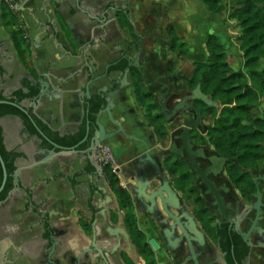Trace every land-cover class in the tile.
I'll list each match as a JSON object with an SVG mask.
<instances>
[{
    "label": "crops",
    "instance_id": "obj_1",
    "mask_svg": "<svg viewBox=\"0 0 264 264\" xmlns=\"http://www.w3.org/2000/svg\"><path fill=\"white\" fill-rule=\"evenodd\" d=\"M3 1L0 0V8ZM15 9L27 31L38 82L44 80L50 86L46 95L40 94L36 102L27 101L23 106L33 108L36 116L53 122L68 117L71 102H81L79 97L86 93L89 80H96L88 87L92 95L101 89H113L109 78L119 79L121 71L112 68L133 41L145 45L166 42L172 30L189 47L198 46L204 61L208 57L204 45L210 35H215L227 55L231 54L227 47L232 38L229 33H232L233 20L228 14L225 18V11L210 12L200 0H17ZM119 11L128 13L133 36L127 27L120 26ZM0 56L1 67L11 78V82L0 78V94L8 99L21 88L28 73L2 23ZM139 64L143 67V56ZM114 101L118 108L113 111L114 117L126 122L125 128L134 125L148 130L131 88L115 95ZM102 121L106 122L107 132L113 130L107 116ZM107 145L117 149L115 139ZM93 171L88 155H59L39 167L22 170L23 190L15 191L12 202L0 205V240L4 236L1 227L7 224L3 231L14 234L9 237L11 242L16 240L25 255H34L36 249V264H50L48 256L53 262L69 264L71 257L80 258L81 251L92 247L94 228L96 246L109 252L105 253L109 264H145L135 246L133 249L128 246L122 233L126 229L125 213L120 211L106 183ZM128 181L124 179L122 183ZM28 189L32 190L36 203L35 218L26 208L28 199L24 191ZM135 211L140 230L150 238L149 218L138 208ZM82 223L88 225L87 230ZM53 229L57 232L55 248L50 240ZM106 239H112L111 243ZM117 242L120 245L115 248ZM154 254L157 264H170L163 251L157 250ZM98 257L91 256L88 264H98Z\"/></svg>",
    "mask_w": 264,
    "mask_h": 264
},
{
    "label": "flooded vegetation",
    "instance_id": "obj_2",
    "mask_svg": "<svg viewBox=\"0 0 264 264\" xmlns=\"http://www.w3.org/2000/svg\"><path fill=\"white\" fill-rule=\"evenodd\" d=\"M172 32V30L169 31L166 42L145 45L133 41L127 46L126 54L118 58V63L133 58L139 64L140 56H143L144 65L140 66L142 73L134 69L140 73L144 90L150 96L149 105L155 108L152 112L145 113L148 116L147 119L144 111L136 102L138 109L143 113L148 130L132 125L130 129L125 128L124 135L120 134L115 138L117 149L113 150L108 146V141L101 146H107L111 151L115 166L112 168L113 172L118 176L121 186L130 194L134 213L139 195L136 191L139 178L148 180L146 190L148 195L159 186H164L165 182L173 189L180 204L195 218L199 229L206 237V246L194 247L198 264H264V159L256 168L239 167L241 173L247 175L255 187V191L247 198L235 186L229 172L230 167L238 166V161L219 153L210 142L209 132L214 122L205 114L204 106L209 107L199 100H186L187 104L193 106V112L199 113L201 118L199 122L186 107L176 111V106L190 98L198 85L201 88L200 83L195 85L193 82V71L196 63H203L207 58L202 62L190 58L189 46L181 40L180 42L186 44L188 48V55L180 56L177 52H173L170 49ZM220 109L221 105L216 110ZM149 114L151 118L162 117L167 134L165 141H161L156 135L154 124L149 120ZM121 122L126 125L123 120ZM221 157L229 161L221 165ZM18 159L15 163L16 171ZM98 167L99 169L94 168L93 173H96L111 190L104 177L103 167L99 165ZM141 167L144 169L139 172ZM15 173L13 189L6 199L0 202V205L5 203L16 190H23L20 182L21 176H19L20 187L16 188L14 185ZM124 179L129 180L127 184L122 183ZM258 190H260V198L255 197ZM24 194L28 199L26 208L31 210L30 216L35 218L36 203L33 201V192L28 189L24 191ZM142 201L148 203L146 198H142ZM202 207L207 210L209 219L212 218L210 226L217 228L213 233L206 227V220L203 221L198 215ZM138 210L144 217L149 218L147 226L151 235H154V232L158 233L159 236L155 239L158 243V250L163 251L170 264H196L186 243H182L173 251L168 248L162 230H170L173 222L167 216L162 215L164 221L160 228L149 216L146 208L141 207ZM4 214L7 212L4 211ZM6 227L7 224L1 227L4 236L0 240V264H36V249L34 255H25L24 250L18 248L16 240L11 242L9 237L14 234H7L3 231ZM173 236L181 238L178 227L175 228ZM15 238H18L17 233H15ZM97 263L103 264L99 259Z\"/></svg>",
    "mask_w": 264,
    "mask_h": 264
},
{
    "label": "trees",
    "instance_id": "obj_3",
    "mask_svg": "<svg viewBox=\"0 0 264 264\" xmlns=\"http://www.w3.org/2000/svg\"><path fill=\"white\" fill-rule=\"evenodd\" d=\"M200 1L210 12L215 14L225 9L222 5L224 0ZM236 1L244 6L238 10H230L229 18L237 20L242 30L241 36L237 40L243 53V69L236 71L232 68L228 61L229 55H227L221 40L215 35H210L206 41L207 60L195 64L193 82L195 85L200 83L202 92L221 105L220 110L209 109L204 106L206 108L205 114L214 122L209 132V139L219 153L238 161V166L230 167L229 172L235 186L249 198V195L255 191V187L250 178L241 173L239 167L256 168L264 159L261 145L264 141V109L260 110L261 99H264V0ZM16 6L17 0H4L1 3L0 23L7 28L20 63L28 73V78L22 81L21 88L15 91L10 98L7 99L0 94V101L9 102L0 104V120L6 116L18 117L31 135H40L42 132L50 142L58 146L76 147L78 150L87 151L92 144L95 116L101 110L103 101L99 99L91 101L87 116V122L90 123V133L88 139L82 144L81 142L87 134V124L78 134L59 136L42 123L35 115L33 108L23 106L27 101L36 102L38 100L41 94V85L32 64L27 31L19 12L15 9ZM127 15V12L119 11L118 22L121 27H127L133 36L132 26ZM171 37L170 49L180 56H187L189 51L186 44L180 42L175 32H172ZM127 67V61L124 60L112 69L124 71ZM3 74L4 70L0 66V75ZM130 78L139 107L144 111V114L152 112L155 107L149 105L150 96L144 90L138 70L131 68ZM20 107H23L24 110ZM145 117L148 119L146 114ZM150 118L149 114V120L154 124L156 135L161 141H165L167 134L162 117ZM49 141L44 139L43 146L51 151H59ZM0 155L8 175L4 190L0 194V202H2L13 189L15 163L21 155L5 149L1 126ZM103 173L117 199L120 210L125 212L124 225L139 256L143 258L145 264H157L147 235L138 226L130 194L121 186L118 176L113 172L110 165L103 167ZM2 181L3 170L0 164V186ZM198 215L203 221L206 220V227L211 233L217 230V228L210 226L212 218L209 219L207 210L202 207ZM82 227L88 229V225L85 223H82Z\"/></svg>",
    "mask_w": 264,
    "mask_h": 264
},
{
    "label": "water",
    "instance_id": "obj_4",
    "mask_svg": "<svg viewBox=\"0 0 264 264\" xmlns=\"http://www.w3.org/2000/svg\"><path fill=\"white\" fill-rule=\"evenodd\" d=\"M127 61L128 67L120 72V78L119 79H111L109 78L110 84L113 86V89L111 91H108L106 89H101L97 91L96 94L92 95L90 93V89L88 88L90 85H92L96 80L91 79L87 82V88L86 93L84 96H80L81 102H71L70 109H69V115L66 119H64L61 122H53L41 117H38L44 125H46L52 132L57 133L59 136H66V135H75L80 132V130L87 124V134L84 140L81 142L84 143L89 136L90 133V123L87 122V116L89 115V107L91 105V101L93 99H99L100 101H103V104L101 105V110L98 112V114L95 116V122H94V133L92 138V144L90 146V149L87 151L78 150L76 147L73 148H64L61 146L56 145L55 143L50 142L42 132H40V135H31L28 133V131L25 129L24 123L22 120L15 116H6L3 117L0 120V126L2 129V135H3V142L5 149L9 152H17L21 156L18 159L17 163V171L15 173V182L14 185L16 188L20 187L19 183V176L20 171L27 170L35 167H39L46 162L50 161L56 156L59 155H88L89 160L91 161L94 168L99 169L98 165L96 164L94 154L97 151L98 147L103 145L106 141L115 139L120 134H125V124L119 122L114 117V110H117V105L114 101V96L118 94H122L125 89H132L133 84L130 78V72L131 68H136L142 73V68L140 65L133 59L128 58L125 59ZM0 66H1V56H0ZM0 78L3 81L11 82V78L9 75V72L4 71L3 75H0ZM41 84V95H46L49 91V84L42 80L40 82ZM79 91V90H78ZM75 92L76 96L79 94V92ZM186 100H199L206 104L209 108H220V104L216 101H213L209 96L204 95L201 92L200 85L197 86L196 90L193 92V95L190 98H187L183 100L180 104L176 106V111H179L181 108L186 107L190 113H192L197 121H200V115L197 111L193 112V106L191 104H187ZM9 103L7 101H0V104ZM34 108L37 107V103L33 104ZM20 109L24 110L23 107H20ZM107 116L108 117V123L113 127V130L110 132H107L106 122L102 121V117ZM107 123V124H108ZM49 141L54 148L59 149V151H51L43 146V140ZM174 152L175 149H173ZM221 165H224L226 161H229V159L221 157L220 158ZM231 161V160H230ZM0 164L3 170V183L0 187V193L4 188V185L7 180V173L6 169L2 160V157L0 155ZM144 169V167H141L140 171ZM148 180L138 179L137 180V186L138 188L136 191H138L139 195L137 196L136 200V207L138 209L146 208V211L148 212L149 216L154 219V221L157 223V225L162 228V215L167 216L170 221L173 222V224L170 226V230L163 229L162 235L164 236V239L167 243L168 248L173 251L174 248L178 247L182 243H186L189 247L190 252L193 255L194 262L198 264L196 260V255L194 253V247L200 248L203 246H206V237L202 233V231L199 229L195 218L186 210L184 206L180 204V201L176 195V193L173 191V189L168 185L167 182H165L164 186H159L152 194L148 195L146 194V190L148 188ZM166 192V193H164ZM167 195V196H166ZM256 198H260V190H258L257 194L255 195ZM142 198H146L148 203L142 201ZM15 199V192L9 197V199L6 202H12ZM175 205H177L180 208H177ZM176 213V214H175ZM178 227V229L181 232V238H175L173 236V232L175 228ZM122 233H125V238L128 241V246L133 249V243L131 241L130 235L128 234L127 230L124 228L122 230ZM57 232L56 230H51V237L50 240L53 241L52 246L55 248L56 243L54 242V238L56 236ZM96 230L92 229V247L88 251H81L80 252V258H70L69 264H87L88 261H90L91 256L98 254V259L103 264H109V261L105 255V253H108L106 249H99L96 246ZM108 243H111L112 239H106ZM120 243V242H119ZM149 244L153 248L154 251L158 250V243L156 240L151 239L149 240ZM120 244H116L115 248L119 246ZM95 253V254H94ZM91 254V255H89ZM83 258V259H82ZM48 262L50 264H62L60 261L53 262L51 260V256H48Z\"/></svg>",
    "mask_w": 264,
    "mask_h": 264
},
{
    "label": "rangeland",
    "instance_id": "obj_5",
    "mask_svg": "<svg viewBox=\"0 0 264 264\" xmlns=\"http://www.w3.org/2000/svg\"><path fill=\"white\" fill-rule=\"evenodd\" d=\"M223 5V8L224 11H225V18L227 19V14H228V18H229V12L230 10L231 11H234L235 9H239V8H242L244 5H240L238 3V1L236 0H224V2L222 3ZM186 14L183 15V17H185ZM230 19V18H229ZM230 20H233V23L234 25H232V28L230 29L231 32L233 33H229L230 36L232 37L231 40H230V43L228 44V50L231 54H229V59L228 61L230 62V65L232 66V68L236 71L240 70V69H243V53L241 52L240 48H239V43H238V38L241 36V33H242V30L240 28V25L238 23L237 20L235 19H230ZM197 31V30H196ZM195 31V32H196ZM236 33V34H234ZM198 46H191L189 47L190 49V58H193L195 61H200L202 62L204 59L201 55V50ZM231 48L233 49V51L231 52ZM199 50V51H198ZM204 50H205V54L207 53V49L204 45ZM204 54V55H205ZM264 109V99L262 98L261 99V107H260V110H263ZM264 148V141L262 142L261 144ZM158 233L157 232H154V235H151L150 238L148 239H156V237L158 238ZM160 242V241H159Z\"/></svg>",
    "mask_w": 264,
    "mask_h": 264
},
{
    "label": "built area",
    "instance_id": "obj_6",
    "mask_svg": "<svg viewBox=\"0 0 264 264\" xmlns=\"http://www.w3.org/2000/svg\"><path fill=\"white\" fill-rule=\"evenodd\" d=\"M95 161L100 167L110 165L114 168V162L110 149L107 146H99L94 154Z\"/></svg>",
    "mask_w": 264,
    "mask_h": 264
}]
</instances>
